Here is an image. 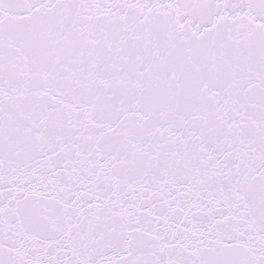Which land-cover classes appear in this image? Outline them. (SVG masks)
Returning a JSON list of instances; mask_svg holds the SVG:
<instances>
[{
  "label": "snow or ice",
  "instance_id": "snow-or-ice-1",
  "mask_svg": "<svg viewBox=\"0 0 264 264\" xmlns=\"http://www.w3.org/2000/svg\"><path fill=\"white\" fill-rule=\"evenodd\" d=\"M0 264H264V0H0Z\"/></svg>",
  "mask_w": 264,
  "mask_h": 264
}]
</instances>
